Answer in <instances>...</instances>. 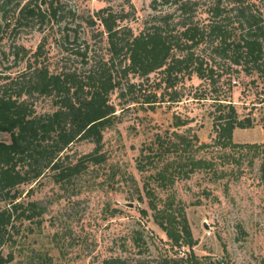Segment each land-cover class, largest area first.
Listing matches in <instances>:
<instances>
[{"label": "rangeland", "instance_id": "rangeland-1", "mask_svg": "<svg viewBox=\"0 0 264 264\" xmlns=\"http://www.w3.org/2000/svg\"><path fill=\"white\" fill-rule=\"evenodd\" d=\"M63 1L67 15L63 22L53 28L25 25L15 41L10 36L0 42V51H7L0 58V92L7 83L21 81L28 58L34 60L32 55L44 38L43 54L38 59L53 69L75 71L83 77L103 67L112 55L107 36L99 34L102 26L91 24L89 19L106 6L123 15L122 26L132 27L135 33L164 24L161 16L165 15H172L164 27L174 33L184 29L182 22H189V13L194 22L205 26L218 2L224 7L218 19L227 26L231 41L247 36L249 29L244 16L238 14L240 7H246L264 25V0H188L187 14L176 4L160 0L156 9L154 0ZM66 33L69 40L64 38ZM13 43L25 47V58L22 50L19 57L10 54L15 51ZM218 45L216 38L206 37L193 48L205 66L214 68V82L184 69L174 73L177 79L171 86L166 74L157 70L144 78L131 75L138 83L136 102L130 101V94L120 98L118 90L113 92L111 100L119 117L104 131L103 162L86 158L95 144L79 140L64 155L69 154L73 164L82 163L81 174L57 181L55 170L44 168L38 180L17 186V201H37L43 215L40 220H25L16 242L5 245V255L13 254V261L7 264H104L109 257L124 258L127 264H171L167 258L176 259L175 264H192L176 253L156 222L148 189L155 192L160 208L168 201L184 209L197 241L193 250L205 264H217V260L221 264H264L263 158L256 148L249 147L264 145V75L234 63L231 56L216 50ZM122 58L115 60V75H120L117 65ZM154 95L158 102H144ZM27 99L38 114L56 108L51 96L35 93ZM216 99L233 103L241 118L252 119V126L234 130L233 140L241 146L224 147L216 142ZM175 132L190 142L189 151L196 158L210 161L213 167L206 165L189 176H178L174 183H163L155 173L168 162L177 161L174 154L164 160L157 158L145 168L138 162L143 152L154 157L164 150L162 145L168 148L172 140L179 141ZM2 138L9 141L6 134ZM9 206L10 200L0 194V208ZM185 249L188 252L182 247Z\"/></svg>", "mask_w": 264, "mask_h": 264}, {"label": "trees", "instance_id": "trees-1", "mask_svg": "<svg viewBox=\"0 0 264 264\" xmlns=\"http://www.w3.org/2000/svg\"><path fill=\"white\" fill-rule=\"evenodd\" d=\"M243 1V0H238ZM163 4H176L187 14L190 8L188 0H160ZM158 0L152 6L157 8ZM110 6L103 7L90 17V23H99L103 29L99 34H106V42L111 51V58L99 69H92L85 76L75 71L53 69L50 64L39 61L43 54L46 38L26 62L21 81L7 83L0 92V194L10 200V206L0 208V264L13 261V254L5 255V245L16 242V235L21 230L25 220H40L43 209L37 201H17V186L22 183L38 180L44 173V168L55 170L57 181H68L73 176L81 174V162L75 164L69 160V154L64 155L66 149L79 140H90L95 149L86 155L95 163L105 160L100 153L103 146L104 131L111 127L119 117L116 104L111 100L113 92L119 91L120 98L132 95L130 101L138 98V83L131 80V75L140 78L148 77L152 72L162 70L169 84H175L174 73L184 69L196 72L200 78L214 82L215 70L205 66L204 59L195 56L194 49L206 37L219 41L215 46L219 53L231 56L234 63L242 65L246 70L256 69L264 75V25L256 15L249 13L246 7H240L238 14L244 16L249 25L247 36L239 40H230L231 34L227 26L222 23L224 7L220 3L212 9V19L205 26L194 22L189 13V22H182L184 29L174 33L166 29L172 15L161 16L162 25H153L135 33L132 27L122 26L123 15L113 13ZM66 6L63 0H0V42L10 36L15 41L23 26L54 27L55 23L63 22L67 18ZM128 16V15H127ZM76 38L78 34L75 35ZM64 38L70 39L66 33ZM75 39V38H74ZM215 41V40H214ZM213 41V42H214ZM14 49L10 54L19 57L20 51L27 56L23 45L13 43ZM88 47L82 54L87 55ZM232 54L229 55L228 52ZM80 53V51H76ZM7 51H0V58L6 56ZM118 63L120 75H115V60L122 56ZM113 64L107 66L108 64ZM35 93L51 96L56 108L44 114H38L30 108L28 97ZM28 96V97H27ZM144 102L154 104L158 102L156 95L148 96ZM133 103V102H131ZM217 110L214 114V128L217 132L216 142L224 147H237L242 144L233 140L236 128L252 126L250 117L241 118L236 106L231 102L216 99ZM9 136V141L2 135ZM179 141H171L165 148L162 145L155 158L143 152L138 166L145 168L146 164H155L169 154H174L177 161H170L165 167L155 173L158 181L168 183L178 176H189L195 170L204 166L213 167L212 163L202 158H196L189 151V141L182 134L175 132ZM183 145V146H182ZM182 146V148H179ZM249 147L257 149L263 158L262 171L264 173V145L251 144ZM64 155V156H63ZM149 159L145 161V159ZM152 159V160H151ZM176 163V164H175ZM172 167V168H169ZM150 205L154 209L155 220L171 240L176 253L186 256L192 264H205L193 250L196 239L184 209L175 208L174 202L166 201L160 208L156 201L155 192L148 189ZM40 222V221H39ZM41 223V222H40ZM186 246L188 252L182 250ZM180 258H184V257ZM175 264L176 259L167 258L166 262ZM221 264L220 260L216 261ZM104 264H127L121 257L104 259Z\"/></svg>", "mask_w": 264, "mask_h": 264}]
</instances>
